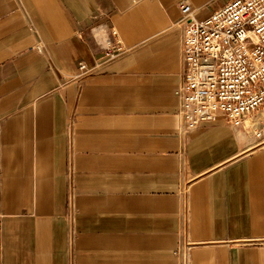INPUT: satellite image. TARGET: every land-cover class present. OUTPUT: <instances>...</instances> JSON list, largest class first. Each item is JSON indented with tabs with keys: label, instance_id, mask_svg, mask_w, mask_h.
<instances>
[{
	"label": "crops",
	"instance_id": "obj_1",
	"mask_svg": "<svg viewBox=\"0 0 264 264\" xmlns=\"http://www.w3.org/2000/svg\"><path fill=\"white\" fill-rule=\"evenodd\" d=\"M180 1L0 0V264H264V142L182 130Z\"/></svg>",
	"mask_w": 264,
	"mask_h": 264
},
{
	"label": "built area",
	"instance_id": "obj_2",
	"mask_svg": "<svg viewBox=\"0 0 264 264\" xmlns=\"http://www.w3.org/2000/svg\"><path fill=\"white\" fill-rule=\"evenodd\" d=\"M178 9L184 74L176 94L183 132L219 120L240 127L256 117L247 127L264 142V0H230L204 19L186 1ZM91 34L101 51L97 67L123 52L115 29L97 25ZM42 48L37 44L33 49ZM77 71L79 78L91 72L85 63Z\"/></svg>",
	"mask_w": 264,
	"mask_h": 264
},
{
	"label": "rangeland",
	"instance_id": "obj_3",
	"mask_svg": "<svg viewBox=\"0 0 264 264\" xmlns=\"http://www.w3.org/2000/svg\"><path fill=\"white\" fill-rule=\"evenodd\" d=\"M210 14H211V13H210ZM210 14H209V15H210ZM209 15H208V16H209ZM255 120H257L256 117H248V119L246 120L245 124L248 125V126H250V124L253 123Z\"/></svg>",
	"mask_w": 264,
	"mask_h": 264
}]
</instances>
